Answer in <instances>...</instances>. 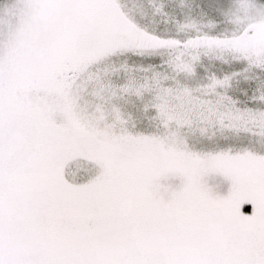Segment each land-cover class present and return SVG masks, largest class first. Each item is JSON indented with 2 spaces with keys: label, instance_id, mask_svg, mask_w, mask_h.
<instances>
[{
  "label": "snow or ice",
  "instance_id": "6c2138e0",
  "mask_svg": "<svg viewBox=\"0 0 264 264\" xmlns=\"http://www.w3.org/2000/svg\"><path fill=\"white\" fill-rule=\"evenodd\" d=\"M0 264H264V0H0Z\"/></svg>",
  "mask_w": 264,
  "mask_h": 264
}]
</instances>
